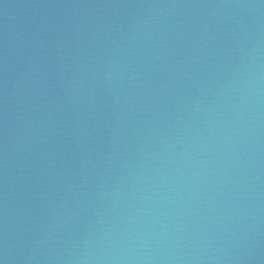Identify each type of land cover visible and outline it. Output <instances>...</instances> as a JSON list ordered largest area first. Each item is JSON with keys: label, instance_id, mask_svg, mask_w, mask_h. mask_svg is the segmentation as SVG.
<instances>
[{"label": "water", "instance_id": "95a60500", "mask_svg": "<svg viewBox=\"0 0 264 264\" xmlns=\"http://www.w3.org/2000/svg\"><path fill=\"white\" fill-rule=\"evenodd\" d=\"M0 264H264V0H0Z\"/></svg>", "mask_w": 264, "mask_h": 264}]
</instances>
